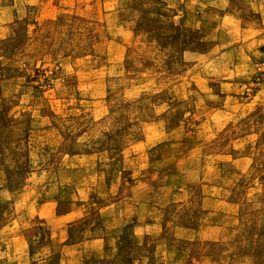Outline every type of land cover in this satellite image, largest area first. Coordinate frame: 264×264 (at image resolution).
I'll use <instances>...</instances> for the list:
<instances>
[{"label":"rangeland","instance_id":"obj_1","mask_svg":"<svg viewBox=\"0 0 264 264\" xmlns=\"http://www.w3.org/2000/svg\"><path fill=\"white\" fill-rule=\"evenodd\" d=\"M0 264H264V0H0Z\"/></svg>","mask_w":264,"mask_h":264}]
</instances>
